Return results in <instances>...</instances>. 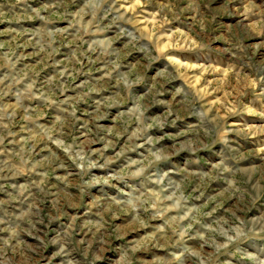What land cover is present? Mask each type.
Returning <instances> with one entry per match:
<instances>
[{
	"label": "rangeland",
	"instance_id": "rangeland-1",
	"mask_svg": "<svg viewBox=\"0 0 264 264\" xmlns=\"http://www.w3.org/2000/svg\"><path fill=\"white\" fill-rule=\"evenodd\" d=\"M0 264H264V0H0Z\"/></svg>",
	"mask_w": 264,
	"mask_h": 264
}]
</instances>
